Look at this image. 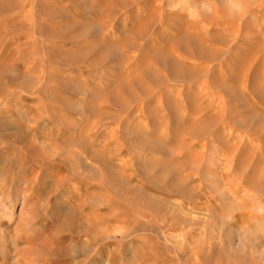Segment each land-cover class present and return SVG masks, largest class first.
Listing matches in <instances>:
<instances>
[{"label": "rangeland", "instance_id": "rangeland-1", "mask_svg": "<svg viewBox=\"0 0 264 264\" xmlns=\"http://www.w3.org/2000/svg\"><path fill=\"white\" fill-rule=\"evenodd\" d=\"M241 4L0 0V264H264V0Z\"/></svg>", "mask_w": 264, "mask_h": 264}, {"label": "clouds", "instance_id": "clouds-1", "mask_svg": "<svg viewBox=\"0 0 264 264\" xmlns=\"http://www.w3.org/2000/svg\"><path fill=\"white\" fill-rule=\"evenodd\" d=\"M226 2L229 6L230 11L236 12V13L243 11L241 0H226ZM205 11L210 12L211 9L205 8Z\"/></svg>", "mask_w": 264, "mask_h": 264}]
</instances>
